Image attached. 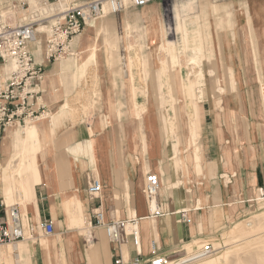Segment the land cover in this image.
<instances>
[{
    "label": "crops",
    "instance_id": "1",
    "mask_svg": "<svg viewBox=\"0 0 264 264\" xmlns=\"http://www.w3.org/2000/svg\"><path fill=\"white\" fill-rule=\"evenodd\" d=\"M246 1L248 5L256 1L257 7L262 6L264 9V0ZM196 4L197 0L191 5H184L182 9L178 7V15L183 17L188 8ZM175 12L176 9H173V17ZM234 21L231 12H227L225 23L233 25ZM249 21L251 23V19ZM209 25L205 23V29ZM173 27L175 37L181 33L184 48L189 47L187 30L179 17ZM255 35L251 33L250 38ZM254 53H258V45L247 46L246 60ZM38 58L42 59L39 53ZM89 60L90 55L86 62ZM94 60L97 62V59ZM224 63L234 65V68L228 67L227 72L231 76V83L237 84L233 69H237V64H243V59L226 52ZM56 64L45 65L43 90L45 87L47 94L43 98H46L50 106L58 107L63 98L62 93L55 92L58 86ZM67 64L64 61L60 68H68ZM236 75L241 81L242 91H223L224 94H219L207 89L206 99L200 102V106L198 103V146L201 152L197 159L200 172L204 171V176H210L206 179L204 177L200 185L182 187L179 184L181 176H177L183 166L178 160L177 148L174 145L175 155L172 160L175 161L168 163L161 145L158 146L155 132L158 125L154 118L153 121L146 120L145 127L140 126L145 143L150 141L153 149L150 152L145 146L143 156L136 152L138 138L133 129L137 127V122L131 118H124L122 122L105 128L99 122L91 127L87 123H80L60 136L59 147L53 141V152L49 158L52 168L48 179L32 184L28 197L22 191L26 216L15 205L24 222L26 218V231L32 232L29 235L34 240L24 238L13 245L17 255L16 264H23L21 253L24 250H27L26 260L32 258L29 264H114L119 255L118 246L111 243L104 229L94 226L93 210L103 213L105 223L135 219L138 226L135 231L138 230L140 238L138 248L142 256L149 258L151 240L156 238L161 247L160 254L171 261L182 258L178 255L182 247L209 239L245 216L247 203L257 197L258 193H264V81L260 74V91H255L247 82L250 79L248 73L240 70ZM216 78L220 77L217 75ZM112 91H116L118 104L122 102L123 95L119 92L122 88ZM61 119L62 116L56 118L53 125H59ZM15 128L13 126L8 132L6 130L7 135L5 132L2 147L5 142L6 153H17L20 149L15 150V147L23 144L24 134ZM238 128L240 131H236ZM192 158L195 160V157ZM202 160L206 165L203 166ZM149 173L159 175L161 180L157 210H154L153 202L144 193L145 179ZM2 179H6V176H2ZM91 180H98L101 184V193L95 199H90L87 191ZM1 184L0 219L8 207L6 198L10 202L14 197L13 181L7 178ZM73 197L82 205L85 227H72L67 217L65 203ZM199 199L203 208L195 207ZM49 219L55 223V235L63 236L60 242L58 237L56 240L43 238L46 236L40 226L44 220ZM130 228L129 225L128 232H131ZM42 240L56 241V244L46 249L41 245ZM120 248L125 258L137 256L136 246L131 239Z\"/></svg>",
    "mask_w": 264,
    "mask_h": 264
},
{
    "label": "rangeland",
    "instance_id": "2",
    "mask_svg": "<svg viewBox=\"0 0 264 264\" xmlns=\"http://www.w3.org/2000/svg\"><path fill=\"white\" fill-rule=\"evenodd\" d=\"M175 4L182 3H173L167 0L161 5H151L143 9L128 8L120 15L106 16L97 21V28L102 20L107 21L110 25L98 36L97 62L94 60L95 57L86 62L88 55L91 56L92 52L83 53L82 51L84 44L92 43L97 35L96 29H91L92 25L89 26L86 32L76 40L75 50L79 55L65 57L66 59L55 65V70L58 72V86L55 92L62 93V103L58 107L50 106L44 97V103L49 106L51 115L48 119H42L25 127L16 126L15 129H19L24 134L23 140L25 139L26 143L29 142V137H27L29 127L38 126L43 122L54 123L55 119L61 116L59 125H52L48 133L37 137V140H42L51 150L54 142L56 147H59L60 136L75 125L87 123L91 127L99 122L102 128H105L107 125L112 126L122 122L124 118H131L132 121L137 122V127L133 129L138 138L136 152L143 156L141 128L145 127L146 120L151 121V119L148 115L142 120L136 116L138 104L148 108L149 113L154 115V121L158 125L155 129L159 141L158 146L161 145L163 155L168 163L171 164L175 161L172 160L175 155L174 145L177 148L178 160L183 166L182 172L177 176V178L181 176L178 179L179 184L182 187L197 186L202 183L204 177L205 179L210 177L206 174L204 176V171L200 172L196 169L199 163L197 155L201 152L198 146L200 140H198V132H192L190 129L191 121L185 125L187 118L192 114L191 100L193 99V103H199L200 106V102L204 101L207 96L201 95V90L204 88L206 91L208 89L219 94H224L225 91H242L241 81L236 75V72L240 70L248 73L250 79L247 82L250 84V88L260 91V74L264 81V9L262 6L258 8L256 1H253L252 5H248L246 0L217 2L197 0V4L189 7L183 17H181L180 11V15H178V9H176L171 22L170 8ZM227 12H231L234 17L233 25L225 23ZM150 17L154 19H150ZM178 17L187 30L189 47H186L188 49L184 48L181 33L174 37L177 41L178 63H175L176 67L173 68L171 61L173 62L172 56L176 53H173V50V52H169L167 49H163L161 47L163 38L154 34L150 36L148 30L151 28L153 31L156 30L157 25L154 22L155 20L159 22V19H161L163 27H171L176 24ZM249 19H251V23ZM205 23L210 24L208 29H205ZM146 28L147 35H145ZM252 28L256 29L254 31L256 35ZM251 33L255 35L253 38H250ZM105 37L108 40L109 49L105 46ZM110 37L113 40H110ZM174 38L170 34L166 40ZM256 45H258V53L251 54L247 61L245 48L247 46L256 47ZM107 50L109 51L107 52ZM226 52L233 53L244 61L243 64L236 65L237 69H233L237 82L234 85L227 72V68H234V65L224 63ZM64 61L68 62V68H60ZM191 62L193 63L191 64ZM163 66L167 69L165 74L162 72ZM174 75L176 79L177 77L183 78L182 91L176 89L178 86L181 87L178 81H176L177 85L174 90L172 81ZM217 75L220 77L219 79L216 78ZM115 88H122V91L119 92L123 95V100L119 104L116 91H112ZM191 93L193 98H191ZM46 94L47 91L44 87V95L46 96ZM214 98L216 99L217 96L215 95ZM176 106L180 108L179 116L175 111ZM182 106H186L187 110ZM262 113L264 116V112ZM237 130L240 131V128ZM5 137V134L0 136V190L2 189L1 182L10 178L14 185L12 188L14 197L10 202L6 198L8 207L4 212L9 211L11 205H18L21 213L26 216V203L25 198L22 197L21 188L24 174L21 175L19 171L24 153L21 151H17L15 154L6 153L5 142L2 147ZM30 143L32 144V140ZM20 148H22V143ZM150 152H153V149ZM192 156L195 157V160ZM188 157H191L192 163L188 162ZM202 161L203 166L206 165L204 160ZM2 176H6V179L3 180ZM35 177L37 183L45 179L39 174ZM192 195L195 197L194 192ZM2 201L5 204L4 198ZM247 206L248 211L245 216L233 221L209 239L199 240L190 243L187 247H182L178 253L179 258L181 256L184 258L185 253L190 254L196 249H200L204 244H211L216 253L212 257L192 264H264V193H258L257 197L247 203ZM195 207L203 208L200 199ZM71 208V201L65 203L69 220L76 218V215L72 214ZM83 218L84 221L80 227H85V215ZM24 223L27 227L26 218ZM76 225L77 223L73 227ZM77 227L79 226L77 225ZM28 233L26 231L29 240H33ZM56 237L58 236L54 234L52 237L43 238L56 240ZM4 246L0 247V250H3ZM8 247L13 250L12 245ZM47 249L49 248L47 247ZM10 257L7 260H0V264H9V261H13V256Z\"/></svg>",
    "mask_w": 264,
    "mask_h": 264
},
{
    "label": "built area",
    "instance_id": "3",
    "mask_svg": "<svg viewBox=\"0 0 264 264\" xmlns=\"http://www.w3.org/2000/svg\"><path fill=\"white\" fill-rule=\"evenodd\" d=\"M165 1L0 0V136L13 126L24 127L50 117L51 111L43 100L45 65L57 63L65 57H77L76 40L89 26L106 16L120 15L128 8L143 9ZM160 187L159 175L149 173L144 193L150 201L158 196ZM87 191L89 198L95 199L101 193V184L98 180H91ZM92 221L94 226L105 230L111 243L118 246L119 255L114 264H192L216 253L211 244H204L184 258L171 261L160 254L159 242L153 238L150 256L144 258L138 248V232L135 229L127 231L129 225L138 227L135 219L105 223L103 213L93 210ZM40 227L46 237L55 234L53 220H44ZM26 229L18 208L10 207L0 219V246H13L24 240ZM129 239L137 249V256L132 259L125 258L120 248Z\"/></svg>",
    "mask_w": 264,
    "mask_h": 264
},
{
    "label": "bare ground",
    "instance_id": "4",
    "mask_svg": "<svg viewBox=\"0 0 264 264\" xmlns=\"http://www.w3.org/2000/svg\"><path fill=\"white\" fill-rule=\"evenodd\" d=\"M195 1L196 0H189V1H186V2H180L182 4H175V5H173L170 8V10H171V12H170V14H171V22L173 21V9H178V7H181V9H182V7L184 5H191ZM151 18L152 17H150V19ZM152 19H154V18H152ZM154 24L157 25L156 30L153 31L152 28H151L150 30H148V33H150V36L152 34H154L155 36L162 37L163 39L161 40V47L163 49H167V51H169V52L173 50L174 52L173 51L172 52L173 53H176V55H173L172 56L173 62L171 61L172 66L174 68V67H176V66H174V64L175 63H178V60H177L178 59V56H177V49H176L177 42H176V38H174L175 37L174 27L173 26H171V27L168 26V28L163 27V24L161 22V19H159V22H158V20H155ZM109 26H110L109 23L107 21H105V20H102L101 24L98 27L99 29L96 27V23H93L92 24L91 29H94L95 28L96 29L95 32L97 33V35H96V37H95V39H94V41L92 43H88L87 42L86 44H84V46L82 48L83 53L88 52V51H91L92 52V55L90 56V59H92L93 57H95V59L98 58L97 57V53L98 52H97V49H96V48H98V46H97L98 36L103 31H105L106 29H108ZM170 34L173 35V38L174 39L166 40V37L169 36ZM145 35H147V28L145 30ZM106 37L104 38V42H105L106 48L109 49V44H108V40H107ZM110 40H113V38L111 39V37H110ZM108 51L109 50H107V52ZM131 62H132V60H131ZM192 63L193 62H191V64ZM162 72L164 74L167 72L166 67L163 66ZM190 72H192V71H190ZM190 72H189V74H190ZM196 74H198V73H196ZM154 75H155V73H154ZM172 81L174 82V90H175L176 85H177V82L176 81H178L180 83V86H181L184 80H183L182 77L181 78L180 77H177V79H176V76L174 75V77H172ZM189 87H191V86L189 85ZM176 89L177 90L179 89V91H182L183 87L182 86L181 87L178 86V88H176ZM133 90H134V87L132 88V91ZM191 91H192V88H191ZM201 91H202V94L201 95H207L205 88L202 89ZM169 95H171V94H169ZM191 98H193L192 93H191ZM191 103H192V108H193L192 109V112H191L192 114L187 118V120L185 122V125H188L189 124L188 121H191V126H190L191 131L192 132H198V116H197V113H198V103L197 104H196V102L193 103V99L191 100ZM182 107L185 110H187L186 106H182ZM179 109H180L179 107H177V106L175 107V111H176V114L177 115L179 114ZM136 110H137L136 111V116L139 119L142 120V119L145 118V116L148 115L149 118L153 121L152 118H154V115H152V114L149 113L150 111H149L148 108H146L144 106H136ZM52 125H53V123L43 122L42 124H40L38 126L29 127L28 130H27L28 131L27 132V137H29L28 139H29L30 142L32 140V144L31 143L30 144L26 143V141L24 139L23 140V144H22V148H20V146H18L19 148L18 147H15V150L20 149L19 151H21V153H24V157L20 161V169H19V171H20V174L21 175L24 174V179H22V181H21V188H22V191H23L25 197H28L29 196L30 190L32 188V184H36L37 183V179H36L35 175H38L39 174L40 176H44L45 179H43V181L48 179L49 171L52 168V165H51L52 162L49 159L50 156L52 155V150L42 140H37V137L40 136L41 134L48 133V131L51 129ZM145 146H147V148L149 149V151L151 150V143H150V141H148V142L145 143V139L142 136V148H143V151H144V147ZM227 152L229 153L228 150H227ZM188 162L192 163V159L189 158L188 159ZM196 169H198V171H201V168H200L199 165H197V168ZM157 199H158L157 196L153 197V199H152V202H153L152 205L154 206V210H157L158 209V201H157ZM71 206H72L71 209H72V212H73L72 214L73 215H76V218L74 217L73 220H70V221H71V223L73 225H75L77 223V225L80 227L81 223L84 221L83 220L84 219L83 218L84 217V213H83L82 205H81L80 201L77 198H74L73 197V199H71ZM130 227H131L130 228L131 229V232L134 229L136 230V227L135 228H133L132 226H130ZM31 233L32 232H29L28 235L31 234ZM57 236H58V240L60 242L63 239V236L62 235H59V234ZM27 238L28 237H27V235L25 233V240ZM55 244H56V241H51L50 242V241H47V240H42V242H41V245L44 248H46V249H47V247L49 248L50 245L54 247ZM8 246L9 245L4 246L3 247V250H0V260H7L10 256H13V261H9V264H15V263H17V261L15 259L17 257V255L14 252V248H13V250L12 249L10 250V247H8ZM0 247H2V246H0ZM25 254H27V250H24L21 253L22 260H23V264H29V262L31 263L32 258L30 257V261L26 260V257L27 256H25Z\"/></svg>",
    "mask_w": 264,
    "mask_h": 264
}]
</instances>
